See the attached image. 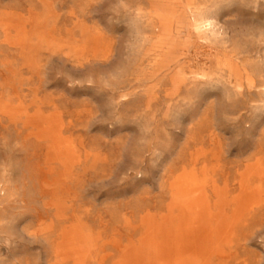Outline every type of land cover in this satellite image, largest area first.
Instances as JSON below:
<instances>
[{
    "label": "rangeland",
    "instance_id": "374dc122",
    "mask_svg": "<svg viewBox=\"0 0 264 264\" xmlns=\"http://www.w3.org/2000/svg\"><path fill=\"white\" fill-rule=\"evenodd\" d=\"M0 264H264V0H0Z\"/></svg>",
    "mask_w": 264,
    "mask_h": 264
}]
</instances>
